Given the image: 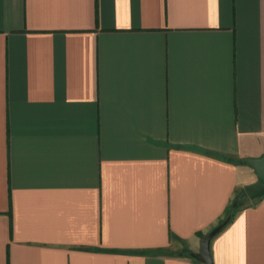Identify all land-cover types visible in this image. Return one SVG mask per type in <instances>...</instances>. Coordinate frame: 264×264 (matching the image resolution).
Wrapping results in <instances>:
<instances>
[{
  "label": "crops",
  "instance_id": "0c3cea01",
  "mask_svg": "<svg viewBox=\"0 0 264 264\" xmlns=\"http://www.w3.org/2000/svg\"><path fill=\"white\" fill-rule=\"evenodd\" d=\"M264 0H0V264H264Z\"/></svg>",
  "mask_w": 264,
  "mask_h": 264
},
{
  "label": "water",
  "instance_id": "95a60500",
  "mask_svg": "<svg viewBox=\"0 0 264 264\" xmlns=\"http://www.w3.org/2000/svg\"><path fill=\"white\" fill-rule=\"evenodd\" d=\"M244 165L252 168L257 176V182L245 188L249 200L255 201L264 197V157L258 159H246ZM228 217L223 223L214 228L207 235L203 236L200 242V252L192 254V257L202 264H214L211 255V243L214 237L220 233L230 222Z\"/></svg>",
  "mask_w": 264,
  "mask_h": 264
}]
</instances>
